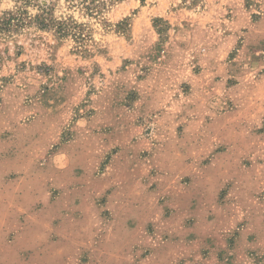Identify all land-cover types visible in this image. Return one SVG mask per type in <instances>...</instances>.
Listing matches in <instances>:
<instances>
[{"label": "rangeland", "instance_id": "1", "mask_svg": "<svg viewBox=\"0 0 264 264\" xmlns=\"http://www.w3.org/2000/svg\"><path fill=\"white\" fill-rule=\"evenodd\" d=\"M100 1L0 0V264H264V0Z\"/></svg>", "mask_w": 264, "mask_h": 264}, {"label": "trees", "instance_id": "2", "mask_svg": "<svg viewBox=\"0 0 264 264\" xmlns=\"http://www.w3.org/2000/svg\"><path fill=\"white\" fill-rule=\"evenodd\" d=\"M71 2L75 1L78 3L86 12L93 13L98 12L103 6V2L100 0H70ZM41 8V14L36 15L32 18V21L35 22L36 26L40 29L55 27L56 32L60 36H64L72 29H75L76 26L67 22V21H56L50 15L49 12V5L42 4L39 5ZM21 14L19 12H9L5 14L4 19L2 20L1 26L4 29L11 28L13 26L19 27L23 24V19L21 18ZM75 38L80 39L82 38L81 33H74Z\"/></svg>", "mask_w": 264, "mask_h": 264}, {"label": "crops", "instance_id": "3", "mask_svg": "<svg viewBox=\"0 0 264 264\" xmlns=\"http://www.w3.org/2000/svg\"><path fill=\"white\" fill-rule=\"evenodd\" d=\"M250 42L249 41H247V38H245V41L243 42V46H242V51L245 53L246 51H248V49H250L249 47H250ZM264 48V47H263ZM259 52H262V53H264V50H262V51H259ZM13 194H14V192L13 191H11L8 195L9 196H11V197H13ZM7 198H8V196H6V194H3V192H1V201H0V204L2 205V206H4V203H6V201H7ZM6 200V201H5ZM7 208V207H6Z\"/></svg>", "mask_w": 264, "mask_h": 264}]
</instances>
